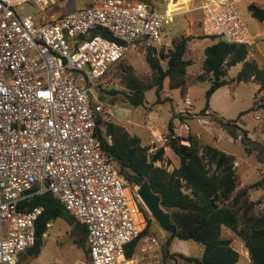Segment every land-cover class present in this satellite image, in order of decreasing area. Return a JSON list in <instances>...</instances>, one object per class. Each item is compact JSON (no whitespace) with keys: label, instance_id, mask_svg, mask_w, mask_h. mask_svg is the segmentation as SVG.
<instances>
[{"label":"built area","instance_id":"built-area-1","mask_svg":"<svg viewBox=\"0 0 264 264\" xmlns=\"http://www.w3.org/2000/svg\"><path fill=\"white\" fill-rule=\"evenodd\" d=\"M57 1L0 0V264H27L23 255L36 242L44 206L19 205L44 193L86 228V256L74 264H166L158 235L144 232L153 216L140 185L118 171L96 127L110 112L99 92L110 69L130 46L163 41L175 11L145 0H85L67 14H43ZM27 2L38 11L20 15ZM201 11L206 34L256 43L235 0H205ZM96 29L116 39L91 34ZM184 103L192 105L189 97ZM189 130L179 120L172 133L152 135L165 145ZM53 225L46 223L44 238Z\"/></svg>","mask_w":264,"mask_h":264},{"label":"trees","instance_id":"trees-1","mask_svg":"<svg viewBox=\"0 0 264 264\" xmlns=\"http://www.w3.org/2000/svg\"><path fill=\"white\" fill-rule=\"evenodd\" d=\"M248 9L253 17L264 21L263 7L251 3ZM99 32L116 39L101 29L93 30L91 34ZM211 37L216 41L205 48L203 71L192 83L187 78V71L193 62L186 58L190 37L183 36L174 40L173 47L166 52L161 50L156 55L151 50L147 51L146 60L153 73L150 81H144L135 74L131 66L123 64L121 73L125 89L113 88L107 89V92L115 96L123 94L131 105L140 106L144 105L145 93L149 89H155L158 103L170 100L169 96L164 95L166 80L169 81V88H179L183 93L193 83L210 80L211 86L206 91V104L201 113L209 115L213 122L234 137H240L246 152L255 154L259 161L264 162V143L252 139L249 131L238 124L239 118L226 119L216 111H213V116L208 112L211 96L217 89L225 85L234 87L249 81L259 85L255 93V103L251 108L242 111L239 117L250 111L264 109V65L247 59L249 46L231 43L221 37ZM163 60L166 61V66L163 65ZM238 63H243L241 70L234 77H228L229 69ZM261 92L262 95L258 97ZM102 98L104 99L103 95ZM116 98L111 99V102L115 103ZM194 115L190 108L174 113L168 124L169 131L172 133L175 118L188 122ZM96 134L105 153L131 185H141L145 179L149 180L176 226L175 237L195 241L203 249L199 256L167 252L165 259L171 256L181 264H237L240 254L233 246L232 238L223 235V229L227 228L243 240L251 264H264V208L258 207L259 201L252 199L250 194L252 188L264 186V174L254 184L242 185L236 156L214 144L203 143L193 133L185 137H172L152 153L149 152L150 147L143 145L141 138L132 134L125 125L104 121L100 116ZM182 140L188 141V144L182 143ZM165 147H170L180 158V164L172 171L157 164L164 160ZM40 205L44 206V212L36 223V242L24 253L23 259L40 254L46 223L60 217H65L78 230L79 237L74 240L75 243L86 247V228L51 193L31 195L19 207L30 210ZM150 221L144 232H153ZM133 248L134 243L127 245V256H131Z\"/></svg>","mask_w":264,"mask_h":264},{"label":"rangeland","instance_id":"rangeland-1","mask_svg":"<svg viewBox=\"0 0 264 264\" xmlns=\"http://www.w3.org/2000/svg\"><path fill=\"white\" fill-rule=\"evenodd\" d=\"M157 7L166 9L169 2L172 0H150ZM178 2V0H173ZM205 0H189L187 3L178 5L175 10L173 21L167 26V34L163 41L152 43L150 46L146 43H136L130 46L124 58L119 61L108 72L105 80L102 82L103 101L106 103V109L110 112L104 115V121H113L123 124L132 133L141 138L142 144L149 146V152H154L163 144L155 143L152 135V130H158L161 133L169 132V121L172 117V111H180L190 108L192 113H195L188 124L190 133L199 134V138L203 143L217 145L220 149L234 154L238 161V172L241 175L243 185H251L257 182L264 174V162L258 160L255 154H248L244 148L241 138L234 137L229 131L223 129L217 123L211 120V117L202 114L201 111L206 104V91L211 86L210 80L199 81L193 83L188 90L183 93L181 89L169 88V81L166 80L164 95L169 96L170 100L157 102V94L155 89L146 91V100L144 105L133 106L124 97L123 94L117 96L107 92L110 89L122 90L124 88L123 77L121 73L122 65H129L133 68L135 74L144 81H150L153 78V73L146 60L148 50L158 55L161 50L165 52L173 47V41L180 39L183 36L190 37L187 42L186 58L192 60V64L188 67L187 78L190 83L195 80L197 75L203 71V60L205 58V48L216 41L211 35L205 33L202 26V11L201 5ZM251 3H256L264 8V0H235V5L246 21L251 31L257 35V44L254 49L249 47V51L257 53L258 43L263 47L264 53V21H260L252 16L248 9ZM86 5L85 0H58L56 4L50 5L46 12V16L52 14H67ZM38 8L31 2L22 4L17 12L20 15L36 13ZM262 57L264 55L260 53ZM256 55V54H255ZM258 62L264 64L261 55H256ZM166 66V61H162ZM241 64L232 67L229 71V76L235 75L241 68ZM259 85L254 81L241 82L236 86L225 85L213 93L210 99V115L212 111H216L219 115L226 119L239 118L238 124L249 131L252 139L264 143V109L250 111L247 114L240 116L242 111L251 108L255 103V93L258 91ZM109 89V90H107ZM262 92L258 94V97ZM165 96V99L168 97ZM117 97L115 103L111 99ZM189 97L192 105H186L184 100ZM263 99V98H262ZM185 133V131H182ZM164 162L161 165L172 171L180 164L179 156L170 148L165 151ZM164 155V156H165ZM160 165L159 163H157ZM252 199L259 201V206L264 201V186L252 188L250 191ZM153 216V215H152ZM150 229L158 235L162 242L164 253H184L192 256L202 254V247L192 240H183L174 237L169 241L171 233L165 230L160 223L154 218L150 219ZM223 235L231 237L233 246L238 250L240 257L237 264H251L248 250L243 240L231 230L224 228ZM79 237L78 230L65 217H60L54 220V225L48 237L43 239L41 252L38 256H26L27 264H74L79 259H84L87 252V247L75 243V239ZM178 257V256H175ZM177 259L168 257L166 264H181Z\"/></svg>","mask_w":264,"mask_h":264},{"label":"water","instance_id":"water-1","mask_svg":"<svg viewBox=\"0 0 264 264\" xmlns=\"http://www.w3.org/2000/svg\"><path fill=\"white\" fill-rule=\"evenodd\" d=\"M139 194L154 218L171 233L169 241L172 240L175 237L176 226L172 222L170 213L162 206L160 195L153 191L148 179L140 185Z\"/></svg>","mask_w":264,"mask_h":264},{"label":"crops","instance_id":"crops-1","mask_svg":"<svg viewBox=\"0 0 264 264\" xmlns=\"http://www.w3.org/2000/svg\"><path fill=\"white\" fill-rule=\"evenodd\" d=\"M256 44H257V42H256L255 44H253L252 46H249V47H252L251 49H254L253 47H255ZM256 48H258L257 50H259V51H257V53H254V52H252V50H250V51H249V54H248V56H247V59H248V60H256V61L258 62V59H257L256 57H254V55H255V54H256V55H261L260 53H262V54L264 55V53H263V47H261V45H260L259 43H258V45H257ZM256 55H255V56H256ZM260 57H262V55H261ZM262 59H263V61H264V57H262ZM258 63L260 64V62H258ZM238 64H241V65L243 66V63H238ZM238 64H237V65H238ZM237 65H235V66H237ZM260 65H261V64H260ZM263 65H264V64H262V66H263ZM235 66H233V67H235ZM242 66H241V68H242ZM231 68H232V67H231ZM231 68H230V69H231ZM241 68H240V70H241ZM230 69H229V71H230ZM240 70H239V71H240ZM229 71H228V73H229ZM239 71H238V72H239ZM238 72H237V73H238ZM237 73H236V74H237ZM236 74H235V75H236ZM235 75L230 76V77H234ZM217 90H218V89H217ZM217 90H216V91H217ZM216 91H215V92H216ZM209 110H211V109H209ZM209 110H208V112H210ZM180 111H183V110H180ZM180 111H178V112H177V111H172V117H173L174 113H179ZM212 112H213V111H212ZM172 117H171V118H172ZM179 120H180V119H179L178 117L175 118V119H174V124H173V126H174V125H177V123H178ZM188 122H189V120H188ZM193 134H194V133H193ZM195 135H197V136L199 137V134H195ZM216 146H217V145H216ZM167 149H168V147H165L166 154H167ZM228 153H229V152H228ZM166 157H167V156L165 155L164 158H166ZM236 160H237V158H236ZM162 162H164V160H163V161H158L157 163H159V164L161 165ZM236 165H237V166L239 165V164H238V161H236ZM242 185H243V184H242Z\"/></svg>","mask_w":264,"mask_h":264},{"label":"bare ground","instance_id":"bare-ground-1","mask_svg":"<svg viewBox=\"0 0 264 264\" xmlns=\"http://www.w3.org/2000/svg\"><path fill=\"white\" fill-rule=\"evenodd\" d=\"M189 0H178V2L171 1L168 4V10L169 11H175L178 9V5L181 3H187Z\"/></svg>","mask_w":264,"mask_h":264},{"label":"snow or ice","instance_id":"snow-or-ice-1","mask_svg":"<svg viewBox=\"0 0 264 264\" xmlns=\"http://www.w3.org/2000/svg\"><path fill=\"white\" fill-rule=\"evenodd\" d=\"M41 95H45L44 93H42Z\"/></svg>","mask_w":264,"mask_h":264}]
</instances>
